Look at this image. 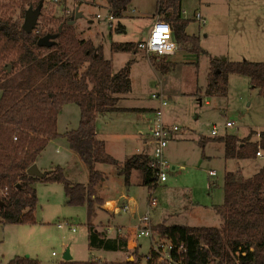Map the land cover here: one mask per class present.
Instances as JSON below:
<instances>
[{
	"label": "trees",
	"instance_id": "trees-1",
	"mask_svg": "<svg viewBox=\"0 0 264 264\" xmlns=\"http://www.w3.org/2000/svg\"><path fill=\"white\" fill-rule=\"evenodd\" d=\"M41 1H0V188L7 187L6 194L0 195V222L34 224L33 209L37 202L34 183L39 180L62 183L69 204L87 207L88 247L122 251L127 256L122 261L61 259L57 264H139L137 250L129 249L126 239L109 237L89 222L93 206L98 202L95 187L103 179L94 164H116L105 151L103 141L96 137L95 121L98 114L116 109L119 97L130 92V68L125 65L113 73L102 46L79 37L75 26L68 24L74 14L61 17L55 27L26 32L22 28L25 12ZM106 1L113 16L119 19L132 0ZM157 14L169 22L177 43H192L193 49L195 46L199 49L197 38L185 32L189 20L182 15L181 0H157ZM121 29L118 23L116 32ZM48 33L56 34L55 42L39 46L37 40ZM111 48L135 52L138 43L113 42ZM157 59H153V65L163 72L168 70V66ZM210 64L207 95H223L231 73L247 76L251 85L264 94L263 61H229L215 57ZM69 103L79 107V123L63 136L69 148L89 165L88 182L69 181L60 166L46 172L44 178L28 175L27 169L35 163L39 153L51 139L60 135L58 114L62 106ZM250 138L248 135L241 140L236 134L216 137L223 142L227 159L252 158L259 147L264 151V130L259 132L258 141ZM132 169L140 171L144 186L149 189L157 186L152 158L134 155L124 163L119 174L127 181ZM211 185L213 183L209 182ZM222 200L221 204L212 206L221 219L219 226L161 223L152 227L155 234L183 245V252L172 251L175 261L180 260L181 264H264V166L247 178L238 172L226 171ZM150 253L146 264H167L158 263L156 254L151 250ZM7 264L39 263L30 256H15Z\"/></svg>",
	"mask_w": 264,
	"mask_h": 264
},
{
	"label": "rangeland",
	"instance_id": "rangeland-1",
	"mask_svg": "<svg viewBox=\"0 0 264 264\" xmlns=\"http://www.w3.org/2000/svg\"><path fill=\"white\" fill-rule=\"evenodd\" d=\"M88 2L94 1L87 0L84 3ZM95 2L108 8L106 0ZM71 4L76 6L77 2ZM181 6L186 11L182 14L183 17L189 20L185 32L197 38L200 50L196 46L193 49L192 43L180 42L175 57H157L138 47L135 55L131 56L133 51H119L121 53L114 59V66H129L132 94L140 102L148 101L151 93L157 90L169 95V103L164 108L165 116L176 122L179 130L188 138L180 143L172 141L165 148L164 157L169 164V168L165 170L167 180L155 188L148 189L143 186L136 192L141 204H145V207L139 209L138 217L146 211L150 190L153 189L152 196L156 198L157 205L150 212L151 221L159 222L161 217H165L167 224L172 225L219 226L221 219L209 206L221 204L223 201L224 163L219 158L217 143L220 141L212 136L211 130L213 127L217 128L216 137L225 134L244 136L250 132L252 138H256L255 132L264 130V94L251 85L247 76L231 73L228 75L226 92L223 95H208L213 97H209V102L205 103L207 77L211 58L264 62V0H181ZM81 7L83 17L76 19L73 25L79 37L93 38V34L99 30L90 26L88 21L95 18L96 9L90 4ZM64 8L44 1L35 29L55 27L61 17H67ZM130 9L131 5L127 10ZM196 12H200L205 18L204 24L195 19ZM105 14L102 13L103 16ZM123 21L127 24L126 35L123 32L114 33L112 41V37L107 33L105 38H102L105 46L115 41H127L129 38L146 40L149 19L134 15ZM105 31L108 32V27ZM153 59L167 65L168 70L163 72L156 68ZM199 97H202L201 102ZM78 113L79 107L76 104H66L58 115V127L61 130L75 129ZM226 121H233L234 125L226 127ZM203 137H213L208 139L209 144L205 147L199 142ZM50 147H53V152L55 149L64 152L60 142ZM235 162L225 161L226 169H230L228 165H231L230 170L237 172L238 165L236 166ZM261 162L264 163V158L256 161L252 158L245 161V167L243 163L240 164L239 169L243 171L244 167L251 170ZM211 169L217 171L216 176L208 174ZM244 172L245 178L252 175ZM69 176L73 180H81L84 174L81 172L76 177L75 173ZM211 181L215 183L209 190L207 183ZM36 182L34 188L37 202L33 209L35 223L0 222V264H7L15 256H30L39 264H57L67 249L71 259L77 261L90 260L95 256H117L105 251L98 254L89 249L86 205L69 204L62 183L40 180ZM96 215L91 217L90 223L99 222L105 217L102 210ZM136 222L137 218L133 224ZM58 223H63L64 226L58 227ZM71 226L75 231L70 230ZM138 239L142 244L140 252L144 263L146 255L150 252L151 240L146 236ZM123 253L124 260L127 253Z\"/></svg>",
	"mask_w": 264,
	"mask_h": 264
},
{
	"label": "crops",
	"instance_id": "crops-1",
	"mask_svg": "<svg viewBox=\"0 0 264 264\" xmlns=\"http://www.w3.org/2000/svg\"><path fill=\"white\" fill-rule=\"evenodd\" d=\"M86 4H90L96 9V12L94 15L95 18L89 19L88 24L92 26L93 28H95V30H99V32H96L93 34L94 35L93 38L91 37L89 39H91L96 46L98 45L102 46L104 56L105 58L110 60L112 72L115 73L123 67V64H117L116 66H114V59L121 52L113 51L111 48V43L105 46L102 42V38H105L107 33H109L111 37L114 33H118L115 30V27L117 26L118 23L122 27L121 32L125 33L126 35V31H127L126 25L127 24L123 20H125V18H128V17L129 18L133 17L134 15H138V17L140 18L150 20V23L147 24L146 26L147 30L149 31L148 32V35H149L150 30L153 26L154 20L156 19L158 15L157 14V0H132L130 4L131 9L129 11L128 10L125 11L124 16L122 18H119V19L114 18V20L112 21H107L102 15L103 12L107 13L109 11V8L106 9V7L98 5L95 1L88 2V3H79L78 7H79V10L82 12V14H83V11L80 8H82L81 7L82 5H86ZM184 11L185 9L183 8L182 14L186 12ZM97 14H101V18H97L96 17ZM106 27H108V32L105 31ZM187 34H189V32ZM173 37H174V34H173ZM113 40L114 39L112 37V41ZM129 41H133L139 44V42L144 41V39L137 38L135 40L133 38H129V40L127 41H115V42H129ZM177 49H179V43H177ZM177 49L175 53L171 55L172 57H175ZM124 53L129 54L130 52H124ZM135 54L136 52H133L131 56ZM132 59L135 60L134 58ZM130 73H131V70H130ZM130 82L132 84V79H130ZM205 96H207L205 99V103L209 102L210 100L209 97H213V96H208L207 94H205ZM198 99L200 102L202 101V97H199ZM65 105L62 106L59 114L62 112V109L64 108ZM157 105H158L157 101L152 99L151 95L148 101L141 100L140 102V100L133 97L132 88H131L129 93L125 95H121L119 97L116 103V106H115L116 109L109 110V111L98 114L97 119L95 121L96 137L97 139L103 141L105 151L113 159H115L116 164L112 165V164H106V163H100V162H97L94 164V169L102 173L103 179L100 180L95 187L96 197L98 198V202L95 203L93 206L91 217L92 218L96 217L97 216L96 214L101 210L102 212L104 211L105 217L100 221L98 220L99 222H96V223L92 222V223L95 225L97 230L103 231L109 237L121 238L118 235L119 232L127 233L129 234V237H133L132 240L127 241V245H128L127 247L129 249L137 250L138 255L140 254L139 263L141 262L142 264H146V261L143 263L141 260L143 258L140 252V248L142 244L140 240L134 237L133 235V233L135 232L136 226L139 224L138 211L142 206L145 207V204H141L140 200L136 196V192L144 186L142 184V175L139 170L132 169L128 177V180L125 181L124 176L119 174V170L122 168L124 163L130 157L134 155L143 154L151 158L153 143L151 140L150 129L152 127L154 110L157 107ZM165 114L166 113L164 112L165 123H167L168 125L176 124V122L171 121L169 117L165 116ZM79 116H80V111L78 113V118H76L77 120L75 119V129L77 128L78 123H79L78 122ZM57 129L60 135L57 138L51 139L48 142L45 148L39 153L34 164L42 172L52 171L56 166H60L63 169V173L65 177L69 181L75 182V183H87L89 180V175H90L89 165H87L76 152H74L73 150L69 148L68 142L66 138L63 136V134L66 131H68V128L65 130H61L58 127V119H57ZM260 131L255 132L254 135H256V138H252V135H251L250 140L258 141ZM249 133L250 132H248L244 136H238V137L239 139L242 140L248 135H250ZM212 136L216 138V135H212ZM209 138H213V137H209ZM209 138L208 137L200 138L199 142L202 143L201 146L203 147L207 146V144H209L208 143ZM186 139L188 138L185 137L182 134V132L179 130L177 132L172 133L169 143L172 141L175 143H180L181 141H185ZM58 142H60L64 147L63 153H61L57 149H55L53 152V147H50L52 144H55V145L58 144ZM219 143H217L219 146V158H221L220 160H222L224 163L223 165L224 173L226 171H231L230 169L232 168L231 165H228V168L230 169H226L227 164L225 163V161L230 162L231 160H235L236 166L238 165V168L236 169V171L240 173L244 178H245L243 174L244 171H245L244 173H250V175L252 173L253 175L261 167L264 166V163L261 162V163H257L255 168L251 170H247L246 168H244L245 161L252 159V158L254 159V161H256V159H263L264 154L261 157L254 156L252 158H243V159L228 158L227 159L224 156V144L221 141ZM207 156L210 157V155H207ZM257 157H260V158H257ZM242 163L244 165L243 171L239 169V166ZM212 170L214 169L209 170V172ZM214 171H215V175H210L209 173L208 174L210 176H216L217 171L216 170ZM81 172H83L84 174L81 180H77V179L73 180L71 179V176H69V174L73 175L75 173V177H76ZM138 172L140 173V175ZM36 183L37 182H35L34 184ZM212 183L213 185L211 186H209V182L207 183V187L209 190L212 186H214L215 182H212ZM126 205L129 208L127 211H118V210L114 211L116 207H119L121 209V207H124ZM213 205L215 204H212L211 206H209L210 210ZM212 211L216 213L214 210ZM136 218H137V222L133 224V221ZM152 222L153 221H151V224ZM161 223L167 224V218L164 217L162 219L161 217L159 222H153L154 225L161 224ZM167 225H172V224H167ZM179 225H182V224H179ZM187 226H199V225H187ZM90 250L97 252V253L100 251H105L106 253L117 255L114 258H107V257L94 255L95 256L94 259L96 258L98 260L102 259V260H108V261H122L123 260L124 253L122 251H110V250H103V249H90Z\"/></svg>",
	"mask_w": 264,
	"mask_h": 264
},
{
	"label": "built area",
	"instance_id": "built-area-1",
	"mask_svg": "<svg viewBox=\"0 0 264 264\" xmlns=\"http://www.w3.org/2000/svg\"><path fill=\"white\" fill-rule=\"evenodd\" d=\"M49 2L51 5L55 7H65L64 14L65 16H70L75 13V8L79 5V3H84L87 0H42ZM95 1V0H93ZM76 3L77 5H72L71 3ZM185 12V11H184ZM97 18H101V14H97ZM104 18L107 21L114 20V16L109 10ZM195 19L198 20L200 23H205V18L201 15L200 12L195 13ZM138 47L144 49L151 55L157 57H167L171 56L175 53L177 49V43L173 37L172 28L164 18L157 15L156 19L154 20L153 26L150 30V33L146 40L139 42ZM151 98L156 100L158 105L154 110V117L152 120V127L150 129L151 140L153 143L152 149V166L156 170V184H162L166 181L167 175L165 170L169 168V164L164 157V150L167 147L170 138L173 132H177L179 127L174 125H168L164 121V108L168 105L169 99L167 94L164 92L157 90L151 93ZM234 125L233 121H226L225 126L231 127ZM218 131L216 127H213L211 130L212 135H217ZM264 151L259 147L256 151V156H263ZM210 175H215V171L212 170L209 172ZM7 191V187L0 188V195H5ZM153 189L150 190V195L147 200L146 211L144 214L139 216V224L135 228V232L133 233L134 237L139 238L141 236H146L150 238L151 245L150 250L152 253L156 254L157 261L160 263H167V264H181L180 260L175 261L172 255V251L176 249V252L179 254L183 252L184 247L182 244L176 245L174 244L169 238L162 237L154 233L152 229V224L150 220V212L153 210L157 205V200L155 197L152 196ZM129 208L128 206L116 207L114 211H127ZM112 210V209H111ZM66 224V223H65ZM58 227H63V223H58ZM71 231H75L73 226L70 227ZM121 238L126 239L127 241L132 240L133 237H129V234L119 232L118 234ZM151 253L149 252L146 255V259L150 257Z\"/></svg>",
	"mask_w": 264,
	"mask_h": 264
},
{
	"label": "water",
	"instance_id": "water-1",
	"mask_svg": "<svg viewBox=\"0 0 264 264\" xmlns=\"http://www.w3.org/2000/svg\"><path fill=\"white\" fill-rule=\"evenodd\" d=\"M42 1L35 7H29L26 12H25V18L24 21L22 23V28L26 31V32H31L32 30L35 29L36 27V23H37V19L38 16L41 12V8H42ZM83 14L82 12L79 10V7L77 6L75 8V13H74V17L70 20H68V24H74L75 20L82 17ZM55 38H56V34H52V33H48L42 37H40L37 40V44L39 46H50L55 42ZM8 70L10 69V65L7 66ZM27 174L28 175H32V176H36L39 178H44L46 175V172H42L38 169V167L35 164H32L28 169H27ZM63 260H71V255L69 253V250L67 249L62 257Z\"/></svg>",
	"mask_w": 264,
	"mask_h": 264
}]
</instances>
